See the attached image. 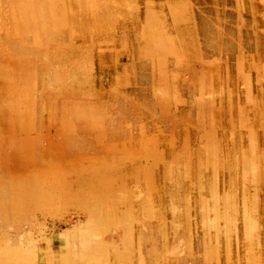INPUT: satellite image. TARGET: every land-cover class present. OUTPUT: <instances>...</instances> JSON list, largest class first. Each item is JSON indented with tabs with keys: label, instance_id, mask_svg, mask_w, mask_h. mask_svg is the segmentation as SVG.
Returning <instances> with one entry per match:
<instances>
[{
	"label": "rangeland",
	"instance_id": "rangeland-1",
	"mask_svg": "<svg viewBox=\"0 0 264 264\" xmlns=\"http://www.w3.org/2000/svg\"><path fill=\"white\" fill-rule=\"evenodd\" d=\"M0 264H264V0H0Z\"/></svg>",
	"mask_w": 264,
	"mask_h": 264
}]
</instances>
